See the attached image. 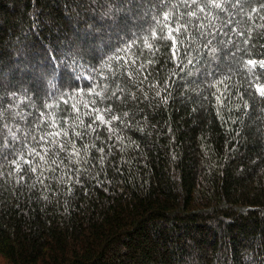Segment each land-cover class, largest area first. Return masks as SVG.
<instances>
[{"label": "trees", "instance_id": "16d2710c", "mask_svg": "<svg viewBox=\"0 0 264 264\" xmlns=\"http://www.w3.org/2000/svg\"><path fill=\"white\" fill-rule=\"evenodd\" d=\"M214 2L0 0L5 264H264V0Z\"/></svg>", "mask_w": 264, "mask_h": 264}, {"label": "snow or ice", "instance_id": "6c2138e0", "mask_svg": "<svg viewBox=\"0 0 264 264\" xmlns=\"http://www.w3.org/2000/svg\"><path fill=\"white\" fill-rule=\"evenodd\" d=\"M192 3L194 4L195 3V0H192ZM184 4H185V6H187L188 0H184ZM213 4H214V7H217V8L220 7V5L217 4V3H215L214 0H213ZM196 14L197 13L193 11V12H190L188 15L195 17ZM169 18H170V14L165 13L164 22H162L164 24V26L163 27H158V29L153 30L151 35H152V38L157 39V40L163 42L161 44V46L166 45L168 39H171V41H172V46H171V59H173L174 61H177L178 62L182 58L180 56V52H181V49H182V46H183V43H184V41L182 39H179L178 37L182 35L181 27H183L186 30L187 29V24H185L183 26H180L178 24L176 26V28L174 29L171 25H168L166 23V21ZM165 28L167 29V35L166 36L164 34ZM174 33H176V35H174ZM185 39H187V38L185 37ZM148 40H149V38L146 36L144 38V41L143 42L145 44V47L151 49V48H153V45L150 44L148 42ZM128 47L130 48L131 47V44H129ZM183 51H186V48H184ZM117 59H121V57L118 56ZM149 62H151V61H149ZM191 62H192L191 60L188 61L189 64ZM133 63H135L134 60H133ZM248 63L250 65H253V66L256 65V61H253V60H249ZM260 67L261 68H264V61H261L260 62ZM257 88H258L259 94L261 96H264V88H262L259 85L257 86ZM97 119H99L101 122H105L104 121V115L103 114H98L97 115ZM112 119H118V117L113 116ZM89 127H91V125H89ZM58 134L59 133H57V135ZM41 139H43V137H41ZM33 171H35V169H33Z\"/></svg>", "mask_w": 264, "mask_h": 264}, {"label": "rangeland", "instance_id": "374dc122", "mask_svg": "<svg viewBox=\"0 0 264 264\" xmlns=\"http://www.w3.org/2000/svg\"><path fill=\"white\" fill-rule=\"evenodd\" d=\"M0 264H5L4 261L0 258Z\"/></svg>", "mask_w": 264, "mask_h": 264}]
</instances>
